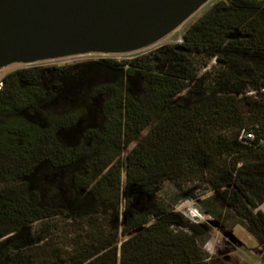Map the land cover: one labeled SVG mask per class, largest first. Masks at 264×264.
I'll return each instance as SVG.
<instances>
[{
	"label": "trees",
	"instance_id": "obj_1",
	"mask_svg": "<svg viewBox=\"0 0 264 264\" xmlns=\"http://www.w3.org/2000/svg\"><path fill=\"white\" fill-rule=\"evenodd\" d=\"M182 38L4 77L0 264H229L200 245L210 226L159 199L166 182L208 185L209 212L264 245V2L219 1ZM60 218L85 231L66 256Z\"/></svg>",
	"mask_w": 264,
	"mask_h": 264
},
{
	"label": "water",
	"instance_id": "obj_2",
	"mask_svg": "<svg viewBox=\"0 0 264 264\" xmlns=\"http://www.w3.org/2000/svg\"><path fill=\"white\" fill-rule=\"evenodd\" d=\"M212 1L0 0V71L89 54L142 52Z\"/></svg>",
	"mask_w": 264,
	"mask_h": 264
},
{
	"label": "rangeland",
	"instance_id": "obj_3",
	"mask_svg": "<svg viewBox=\"0 0 264 264\" xmlns=\"http://www.w3.org/2000/svg\"><path fill=\"white\" fill-rule=\"evenodd\" d=\"M260 1L264 2V0ZM218 2L219 0H213L200 12H198L191 20H189L183 27L166 37L156 46L142 52L127 55L89 54L85 56L46 61L36 65H13L0 71V77L6 76L8 73L24 67H65L105 59L122 61L151 53L167 44L180 43L183 40L182 34L185 32V30L197 22ZM125 179L126 176L124 175V181ZM214 195L215 192L204 183L194 182L188 184L181 191L173 183L166 182L159 193V199L166 201V203L173 208L174 212L181 214L183 217H185V213L188 210L199 209L206 213L207 221L203 224L210 226L211 229L206 239L200 240V245L208 254L209 258L226 259L228 260L229 264H258L260 262L259 257H264V245L259 244V242L248 232V229L245 227L243 221L238 218V216L224 209L221 205L214 207V209H217L218 207V210L222 212L221 218H218L215 214L210 213L205 203ZM121 209L123 210L124 206H121ZM186 219L189 220L188 218ZM54 222V224L60 226V229L57 231L53 229L52 240L56 245L64 243V256H66L73 250L72 246L74 244V239L77 237L78 233L80 234L82 227L63 218L57 219ZM107 222L108 219H101V224L103 226H107ZM209 222H212L215 226L210 225ZM84 232L85 231L82 233ZM226 235H228V237H226ZM125 238L126 237L124 236H120L119 242H123ZM230 238L234 239V241H232Z\"/></svg>",
	"mask_w": 264,
	"mask_h": 264
},
{
	"label": "built area",
	"instance_id": "obj_4",
	"mask_svg": "<svg viewBox=\"0 0 264 264\" xmlns=\"http://www.w3.org/2000/svg\"><path fill=\"white\" fill-rule=\"evenodd\" d=\"M219 1H223V0H219ZM4 77L5 76L0 77V90L2 89V87L4 85L3 84ZM244 138L251 140V141H254L255 135L251 132H246V133H244ZM261 143L264 145V139L261 141ZM260 210L264 212V205H262L260 207ZM193 213H197V215H193ZM185 217L188 218L192 223L197 224V225L203 224L207 221L206 220V213H204L203 211H201L199 209L188 210L185 213Z\"/></svg>",
	"mask_w": 264,
	"mask_h": 264
},
{
	"label": "crops",
	"instance_id": "obj_5",
	"mask_svg": "<svg viewBox=\"0 0 264 264\" xmlns=\"http://www.w3.org/2000/svg\"><path fill=\"white\" fill-rule=\"evenodd\" d=\"M259 259H260V262L258 264H264V257L263 258L259 257ZM246 264H249V263H246Z\"/></svg>",
	"mask_w": 264,
	"mask_h": 264
},
{
	"label": "clouds",
	"instance_id": "obj_6",
	"mask_svg": "<svg viewBox=\"0 0 264 264\" xmlns=\"http://www.w3.org/2000/svg\"><path fill=\"white\" fill-rule=\"evenodd\" d=\"M193 215H197V213H193Z\"/></svg>",
	"mask_w": 264,
	"mask_h": 264
}]
</instances>
